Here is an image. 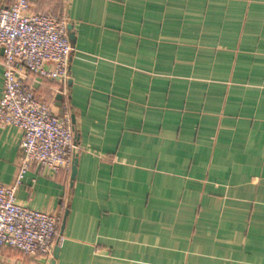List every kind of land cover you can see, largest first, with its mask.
I'll list each match as a JSON object with an SVG mask.
<instances>
[{"label":"crops","instance_id":"obj_1","mask_svg":"<svg viewBox=\"0 0 264 264\" xmlns=\"http://www.w3.org/2000/svg\"><path fill=\"white\" fill-rule=\"evenodd\" d=\"M28 4L75 35L61 100L74 115L75 179L34 166L16 193L60 211V224L68 210L54 264H264V0ZM38 81L27 80L61 114L59 84ZM20 140L0 127L3 184Z\"/></svg>","mask_w":264,"mask_h":264},{"label":"built area","instance_id":"obj_2","mask_svg":"<svg viewBox=\"0 0 264 264\" xmlns=\"http://www.w3.org/2000/svg\"><path fill=\"white\" fill-rule=\"evenodd\" d=\"M67 26L64 17L31 11L28 0L0 7V127L13 126L21 132L15 178L9 184L0 182V264H8L2 257L6 249L47 264L61 239V212L28 207L16 193L34 166L45 175L55 176L61 170L69 174L77 151L69 105L61 101L62 113H55L27 82H57L58 93L65 96L73 50Z\"/></svg>","mask_w":264,"mask_h":264},{"label":"water","instance_id":"obj_3","mask_svg":"<svg viewBox=\"0 0 264 264\" xmlns=\"http://www.w3.org/2000/svg\"><path fill=\"white\" fill-rule=\"evenodd\" d=\"M73 27L71 24H68L67 26V30H68V38H69V41L71 43V46L74 45V41H75V35H74V32H73ZM2 49H0V52L2 53ZM68 84H70V80H68ZM55 99L56 101H58V106H61V100H62V95L60 93H58L56 96H55ZM71 122L72 124H74V115L71 113ZM74 129V127H73ZM76 140H77V137L75 136L74 137V144L76 145ZM76 172H77V156H73V159H72V163H71V169H70V186H72L73 184V181L75 179V176H76ZM68 214V210H65L64 211V214L62 216V219H61V224H60V235L62 234V230L64 228V224H65V219H66V216ZM58 253H59V245L56 244L54 249H53V253H52V258H51V261H50V264H54L55 263V260L57 259L58 257Z\"/></svg>","mask_w":264,"mask_h":264}]
</instances>
